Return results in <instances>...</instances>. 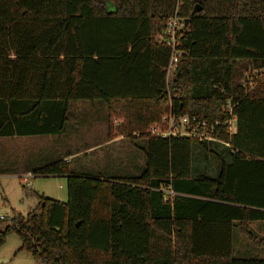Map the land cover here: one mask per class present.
Returning a JSON list of instances; mask_svg holds the SVG:
<instances>
[{"label":"trees","instance_id":"16d2710c","mask_svg":"<svg viewBox=\"0 0 264 264\" xmlns=\"http://www.w3.org/2000/svg\"><path fill=\"white\" fill-rule=\"evenodd\" d=\"M109 1L0 0V137L61 133L70 102L100 99L107 137L144 142V167L110 177L56 158L5 172L65 175L67 197L36 194L26 214L0 218V244L15 233L45 264H264L232 252L233 229L264 245L249 227L264 221V0H182L189 55L168 82L156 36L177 0ZM227 97L228 144L143 133L169 108L222 120ZM119 105L129 116L114 125Z\"/></svg>","mask_w":264,"mask_h":264},{"label":"rangeland","instance_id":"374dc122","mask_svg":"<svg viewBox=\"0 0 264 264\" xmlns=\"http://www.w3.org/2000/svg\"><path fill=\"white\" fill-rule=\"evenodd\" d=\"M96 2L106 10L114 8V4L109 0ZM249 72L245 71L241 79L245 85L254 84L249 81L250 75L254 73ZM69 105L71 106L67 111L66 129L61 133L27 135L21 138L0 137V216L3 218L7 219L18 212L26 214L36 204V194L43 193L61 201H65L67 197L65 175L32 176L24 179L23 175L27 171L21 175L5 173L13 169L20 168L19 171H23L24 168H35L38 164L32 167L33 162L44 160L41 164H45L56 158L68 160L67 167L70 171L110 177L139 174L144 167V142L141 144L139 139H136L135 142L139 143L134 144L127 137H121L114 142L107 141V121L103 106L105 103L102 100H78L70 102ZM128 106L119 105L118 116L113 117L111 121L116 119L119 123L124 122V116H129ZM80 107H84L83 110ZM158 119L152 120L143 133L150 134V126ZM138 132L133 130L130 134L138 136ZM27 181L30 184H27ZM239 240L250 243L236 232L232 238L234 256H263L259 248L251 244L248 251L237 253ZM19 245L17 234H7L4 242L0 244V264H45L24 250H17Z\"/></svg>","mask_w":264,"mask_h":264},{"label":"built area","instance_id":"2783aa9c","mask_svg":"<svg viewBox=\"0 0 264 264\" xmlns=\"http://www.w3.org/2000/svg\"><path fill=\"white\" fill-rule=\"evenodd\" d=\"M182 0L176 1V10L165 22L164 27L156 36L158 44L169 48V58L165 67V80L170 81L180 59L189 55V50L181 46V36L185 26V20L177 14V9ZM255 73V72H254ZM250 80V79H249ZM222 90V89H221ZM235 103L231 97H227L221 105V110L226 114L224 119L208 120L196 114L188 112H176L171 108L154 121L150 126L149 132L159 137H192L199 140L218 141L228 144L222 138V133L231 134L235 129L236 115L233 112ZM114 125H118L119 121L114 119ZM33 174L28 171L23 177H32ZM27 184H30L27 181ZM169 196H173L174 192L167 190ZM2 217V216H0Z\"/></svg>","mask_w":264,"mask_h":264},{"label":"crops","instance_id":"0c3cea01","mask_svg":"<svg viewBox=\"0 0 264 264\" xmlns=\"http://www.w3.org/2000/svg\"><path fill=\"white\" fill-rule=\"evenodd\" d=\"M263 71L264 70V68H261L259 71ZM257 70H253V72H256ZM85 107L87 106V105H84ZM94 106H96V105H94ZM104 106V108H105V118L107 117V107H106V105H103ZM83 108L84 107H80V109H82L83 110ZM88 108V107H87ZM21 138L22 136H9V137H4V138ZM122 137V135L121 134H113V136L111 137V138H108L107 137V141L108 142H114V141H118V140H120V138ZM90 147V146H89ZM89 147H87V148H89ZM86 148V149H87ZM21 175V174H20ZM37 176H40V175H37ZM43 194V193H42ZM44 195V194H43ZM59 200V199H58ZM249 227L251 228V229H253V231L257 234V235H259V236H263L264 237V221H250L249 222ZM236 232H238L239 234H241V235H243L242 233H240L239 232V230L238 229H233V232H232V237H234V235H235V233ZM237 237L239 236V235H236ZM244 236V235H243ZM246 239H248L246 236H244ZM249 240V239H248ZM249 242L250 243H248V241H241V240H239V245H238V248H237V250H236V252L237 253H244V252H246V251H248L249 249H250V244L251 245H254V246H256V247H258L259 248V252L263 255V256H260V257H264V245H255V244H253L250 240H249ZM232 252H233V249H232Z\"/></svg>","mask_w":264,"mask_h":264},{"label":"water","instance_id":"95a60500","mask_svg":"<svg viewBox=\"0 0 264 264\" xmlns=\"http://www.w3.org/2000/svg\"><path fill=\"white\" fill-rule=\"evenodd\" d=\"M199 8H200V7H196V6H194V8L192 9V12L198 10ZM185 23H187V20L185 21Z\"/></svg>","mask_w":264,"mask_h":264}]
</instances>
